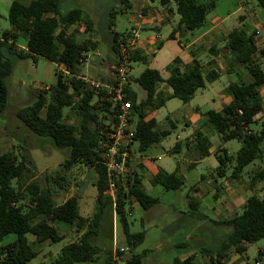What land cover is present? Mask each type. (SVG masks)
I'll return each instance as SVG.
<instances>
[{"label":"trees","instance_id":"1","mask_svg":"<svg viewBox=\"0 0 264 264\" xmlns=\"http://www.w3.org/2000/svg\"><path fill=\"white\" fill-rule=\"evenodd\" d=\"M167 6L174 2L179 15L178 26L188 31L200 28L207 14L215 9L216 0H160ZM62 0H32L29 4L13 1L8 18L11 28L6 29L0 36V115L7 108L10 90L6 78L12 74L16 59L28 57H44L58 65L65 66V72L59 71L54 86L42 89L35 95L33 101L17 111V116L36 135L49 137L58 148H68L69 155L61 164L66 172L76 167L95 169L98 178L97 210L92 216L85 217L80 213L79 199L76 196L57 202L55 196L59 190H68L71 179H67L60 171L52 176L53 182L60 189L51 186L43 187L36 179H26L33 163L29 154L13 151L0 152V242L3 238L15 233L13 242L0 247V264H29L40 252L30 242L28 235L36 237L38 242L50 240L57 242L64 235L55 226L62 221L75 226L80 235L76 240L64 245L58 256L50 264H76L83 261H95L104 251L96 243L100 226L107 214L115 209V214L123 225L129 248H134L143 242L145 232L133 233L129 230L126 206L128 201L136 199L142 207L150 209L159 199L143 188L142 177L136 174L128 191L118 182L116 207H113L112 196L106 194L108 189V174L102 163V151L99 141L105 126L115 122L114 112L110 111V103L100 105L97 93L85 87L78 77L80 65L87 52L94 48L90 37L79 39V29L69 31L72 25L85 22V32L91 30L88 21H83V10L80 7L63 12ZM120 12L130 6L128 0H120ZM264 7V0H257ZM119 12L116 7L111 10L108 28L114 25V16ZM126 33L112 31V49L119 51V44ZM256 31L248 33L243 28L233 29L227 37L225 49L231 55V67L243 66L250 81H233L227 87L232 95V101L222 110H208L206 121L211 124L225 143L232 139L241 142L240 149L235 155L229 154L224 147L219 149L217 171L220 176L226 175L227 163L231 161L234 167L233 178H240L244 169L251 163L258 162V167L250 173L252 193L246 198L242 212L232 219L219 224L230 227L229 232L215 249L206 248L204 253L212 261L220 262L228 251L234 248L238 253H244V241L255 242L264 238V125L253 130L251 124L263 110L260 89L264 87V46L259 47L255 41ZM27 35L25 48L18 46L22 36ZM84 54V55H83ZM131 61H146L147 56L139 49L130 50ZM176 58L166 69L168 77L164 78L157 69L146 67L132 83L138 84L145 90L146 96L139 98L138 92L129 85L126 88L127 98L132 100L134 116L138 115L135 125L136 140L139 150L144 151L169 135L170 130L160 129L158 121L152 117L147 119L149 112L165 105L171 98H179L187 103L193 99L197 90L205 88L207 82L219 78L216 71L204 75L201 64L194 59L183 70L177 65ZM166 82L172 89L166 94L160 89L161 83ZM65 108L76 113V121L69 123ZM202 156L208 154L210 141L201 131L195 135ZM180 148L178 142L173 152ZM65 172V173H66ZM151 182L160 184L166 189L181 188L185 181L178 171L167 172L160 170ZM262 184L261 189L258 186ZM263 191V194L260 192ZM192 207L198 204L194 198L190 200ZM119 255L123 252L117 250ZM115 252L106 250L105 259L99 264H115ZM115 254V255H114ZM258 260V259H257ZM127 264H141V258L135 255L128 259ZM174 264H199L196 255H191L183 261L176 259Z\"/></svg>","mask_w":264,"mask_h":264},{"label":"rangeland","instance_id":"2","mask_svg":"<svg viewBox=\"0 0 264 264\" xmlns=\"http://www.w3.org/2000/svg\"><path fill=\"white\" fill-rule=\"evenodd\" d=\"M11 1L12 0H0V34L3 30L11 28V23L8 18ZM99 1L100 0H62L61 9L63 12L80 7L84 11V18L90 17L97 20L96 24L94 26L92 25V30L90 32H85V25L80 23L77 24L76 27L79 29V33H77L79 39L90 37L93 31L99 32L100 29L101 34L105 29H108L106 23L111 18L110 13L114 6H117L116 9H119V12L114 16V25L112 26L111 33L112 31L127 33L128 31L132 32V29L136 28L137 20L135 14L138 9L136 6L127 8V13H121L120 5L113 3V0L112 2L111 0H102L106 8V14L102 18H98L95 15V6ZM147 2L151 6H158L159 8L164 7L160 0H147ZM248 2L249 3L242 6L239 0H216L217 6L213 11H210V13L217 15L220 20H225L227 24L233 28L239 24V16L241 14H246V9L255 8L257 13L261 11L262 8L258 5L257 0H248ZM171 5L174 7L175 22L177 23L179 21V15L176 11V4L172 2ZM247 21L250 22L249 20ZM208 25H210V23L206 22L201 28L193 30L191 32L192 34H189L190 40L193 39L194 35L208 27ZM81 26H83L82 29L80 28ZM74 27H70L69 30H73ZM242 28L246 31L253 30L250 24L242 26ZM168 29L167 26H164L162 30L165 42L170 40L167 42L168 44L165 50H163L164 52L162 50L158 51L159 56L154 63L132 61V69L130 72L132 77H138L146 67H155L161 71L163 77H166L168 73L166 72L165 64H167L169 56H172L176 51L183 54V49L180 47L179 41L167 39ZM259 31L261 36L260 42L264 43L263 26L260 27ZM140 32L143 38L148 34L145 30H140ZM98 40V48L90 49L86 53L87 56H89V61L87 63L86 58L83 60V63L79 67L81 74H93L97 76L99 73L97 62L100 57L97 56V53L99 52L102 54V57H105L104 52L109 49V43H107V37L103 35L101 36V40ZM25 42L24 38L21 37L19 44H25ZM182 43L187 44L189 41L182 39ZM220 53L224 55V59L221 60L223 64L221 70L226 72L225 65L229 61L227 58L229 53L225 47L220 49ZM59 71L65 72V66L58 65L41 56L35 59L32 57L16 59L12 74L6 78L10 90L9 102L5 111L0 115V152L13 151L18 156L22 153L29 154L33 163L30 164L32 171L26 175V179L36 178L43 187L49 185L58 190L60 189L59 184L54 183L52 179V176L56 175L58 171L64 174L67 179H71L72 185L84 174L87 168L76 167L68 172L64 171L61 164L68 157L69 149L58 148L49 137H41L33 133L17 116V111L19 108L30 104L35 98V95L42 89L54 86L57 82V74ZM101 79L108 81V79L102 77ZM233 81H250V76L248 72L243 69V66L234 65L231 67V74H222L219 78L214 80V82H207L206 87L197 90L194 98L188 103L183 102L179 98L167 100L165 105L157 109L154 116L158 121V127L160 129L170 130V133L162 141L141 151L143 156L153 158L162 169L168 172L176 170L178 162L184 159L186 153V155L192 153L191 149H193L195 145V142H189V147L191 149L185 150V153H175L171 151L178 136L181 137L184 136L183 134H186L183 123L184 119L191 111L199 110L205 116L206 112L210 109L219 110L222 103L220 95ZM133 88L138 92L140 99L144 97L145 92L138 84L133 83ZM161 88L166 94L172 91L171 87L166 82L161 84ZM263 110L259 123L254 122L250 125L253 130H258L262 127L264 123ZM64 112L68 115L67 121L69 123L76 121V112L74 110L65 108ZM138 118V115L135 114L134 125H136ZM171 122L176 125V128L172 127ZM207 124L209 123L207 122ZM210 127L212 126L210 125ZM203 131L205 132L204 129ZM215 133L217 132H214V134ZM207 135H209L215 147H226L230 155H235L241 147V142L238 139H232L224 143L221 138H219L218 134L213 135L210 131L207 132ZM133 149L139 150L138 142H135ZM218 165L219 161L216 155H210L200 160L193 168H187L186 170L183 168L178 169V172L184 177L185 181L184 185L178 189H166L162 185H155L149 179L144 178L142 181L143 188L149 194L157 197L159 202L150 209H145L139 203L131 208L130 205L136 202L132 199L129 200L125 208L130 232L137 233L144 231L145 238L143 242L134 248H129L122 223L118 220L116 214L113 223L112 215H110L107 219L103 220L100 226V233L96 238V243L104 250L100 258L95 261H83L76 264H99L106 257V250L114 251L116 249L123 252V254L119 255L118 252H115V264H127L128 259L135 255L141 258V264H174L177 258L192 251H196L195 255L199 264H205L206 262H211V264H245L244 262L247 260V257L241 256L240 253H237L236 256L235 252H231V249L228 251V258H223L220 262L212 261L211 258L204 253L206 248L215 249L218 247L220 241L230 230V227L217 223L219 218L222 221L231 216L230 205L229 210H222L221 216L219 217L217 211H215L212 206V203L215 202L214 196L211 194L206 197L204 196L205 193H207L206 189H211V186L216 184V182L221 183L223 181L222 183L226 185L224 184L225 186H221L219 190L220 194L225 197L226 203H231V193L228 194L225 191L226 187H235L236 189L239 184L249 182L250 173L258 167V162L249 164L244 169L243 176L240 179L231 177L234 167V163H231V161L226 165L227 169L225 176L219 175L216 169ZM91 170L92 175H94L96 173L95 169L92 168ZM202 176H204V178ZM207 177H209V181ZM197 184L206 186L205 190L199 192L202 195L201 199H203V197L205 198L203 200L192 191V187ZM261 186L262 184H260L258 188L261 189ZM249 189H251V187ZM67 191L63 189L59 190L58 194L55 196L57 202H62L67 198ZM97 193L98 190L96 185L93 181L88 179L84 197L87 203H90V210H94L93 212L97 210V201L94 208L92 204L93 200L97 197ZM192 195L200 200L197 209L189 205V196ZM238 212H242V208H239ZM56 224L59 227V232L63 233L64 237L51 244L47 242L42 243L41 248H43V252L29 264H50L51 260L58 256L64 245L76 239L78 234L76 230L73 229L72 225L62 221H57ZM28 238L32 240L34 236L29 234ZM15 239V233L6 235L0 242V247L13 242ZM261 248H264V238L249 244L247 255L250 262L255 261ZM233 256H236L237 260L231 262Z\"/></svg>","mask_w":264,"mask_h":264},{"label":"crops","instance_id":"3","mask_svg":"<svg viewBox=\"0 0 264 264\" xmlns=\"http://www.w3.org/2000/svg\"><path fill=\"white\" fill-rule=\"evenodd\" d=\"M13 1H15V0H12L11 4ZM17 1H20L24 4H29L32 0H17ZM128 1L130 3V6L127 8H133L134 6H136L138 8L137 13L135 14V18L137 20L136 28H133V29L138 30L139 37H138L135 45H133V50L139 49L140 51H142V54L147 56V62L154 63L159 56L158 51L165 50V48L168 44L167 42L170 41V40H168L165 42V39L163 38L162 30H163L164 26H167L169 28L167 39H171V40L175 39V40L179 41L180 47H182V49H183V54H180L179 52L176 51L172 56H169L167 64H165V69L169 64L173 63L176 58H178L180 60V62L177 63V65L179 67H181L183 70H186V66L188 64H190L194 59H197L201 64V70H202L204 75H207V73H209L210 71H216L220 76L222 74H226V73L231 74V63H230L231 62V55L229 54L227 57L229 59V61L225 65V68H226L225 69L226 72H225L224 70H221V68H223V66H222L223 64H222L221 60L224 59V55L222 53H220V49L225 47L228 34L233 29L242 28V26H246L247 24H250L251 27H253L252 31L247 30L248 33H251L253 31L257 32V34L255 35L256 44L259 47L264 46V43L260 42L261 36H260V31H259L261 26H263V28H264V7H261L262 9L258 13L256 12L255 8L246 9L245 10L246 14H241L239 16V24L237 26H234L233 28H231L225 20H220V19H218L217 15L209 12L206 16L205 23L209 22L210 25H208V27L204 28L203 31H201L200 33L194 35L193 39L190 40L191 38H190L189 34L192 31H188L184 27L178 26V22L177 23L175 22L176 20H175L174 7L171 4L164 6L162 8H159L158 6L149 5L147 0H128ZM152 1H154V0H152ZM111 2H112V0H111ZM113 3H116V5H120L121 2H120V0H113ZM239 3L242 6H244V4H247L249 2H248V0H239ZM114 7H117V6H114ZM127 8L121 13H127V11H128ZM105 14H106V8L104 6L103 1L100 0L97 3V5L95 6V15L98 18H102ZM93 20H94V18L92 19L90 17L84 18V20H83V21L89 22L91 30H92V25L94 26L96 24V21H97L96 19L94 21ZM247 20H249L250 22H248ZM80 24L85 25V28H86L85 22H80ZM106 25L108 28V22L106 23ZM80 28L82 29L83 26H81ZM140 30H145L146 33H148L146 35V37H144V38L141 37ZM100 32H101L100 29H99V32L93 31L92 32L93 34H91L92 37L90 36L91 40L94 43L93 49L98 48V41H99L98 39L101 40L102 35L107 37V43H109L108 44L109 49L104 52L105 57H102L101 53H99V52L97 53V56L100 57V59L97 62L98 66H99V73L97 74V76L100 78L102 77L104 79L111 80L112 79V65L116 61L117 53L115 51H113V49H112V43H111L112 33H111V30L108 28V29H105L101 34H100ZM127 33H129V31ZM0 36H1V34H0ZM22 38H24V40L27 41V35L22 36ZM182 39H186V41H189V43L183 44ZM25 45H26V42H25V44H18V46L21 48H25ZM218 50H219V52H218ZM86 58H87V61H89V56H86ZM150 68L157 69L155 67H150ZM243 69L246 70L244 67H243ZM166 72L168 73L166 75V77H168L169 72L167 71V69H166ZM246 72H247V70H246ZM166 77H164V78H166ZM131 78H133V77L131 76ZM212 82H214V81H212ZM212 82H209V83H212ZM160 89L162 91H164L161 88V85H160ZM142 90L145 92V90L143 88H142ZM170 93H167V94H170ZM145 96H146V93H144V97ZM220 97L222 99V103H221L219 110H222L224 106H226L227 104H229L232 101V95L227 92V87L225 88L224 92L220 95ZM260 98H261V102H262L263 107H264V87H262L260 89ZM219 110H217V111H219ZM156 111L157 110L149 112L147 115V119L152 118V117L156 118L154 116V113ZM261 113H262V111H261ZM261 113H259L255 117V121L257 123H259V120L262 116ZM204 117H205L204 114L201 111L197 110V111H191L190 114L184 119L183 123L185 126L184 128L186 129L185 130L186 134H183L184 136H181V137L178 136V139L175 141V144L171 148V151L173 152V148L178 142L180 143V148H178V151L175 153H183V152L185 153L186 152L185 150H187V149L190 150L191 148L189 147V144H190L189 142H192V143L195 142V145H194L193 149H191L192 153H189L190 155L189 154L186 155L187 154L186 153L184 159L178 162V166H177L176 170H174V171H178V169H180V168L181 169L183 168L184 170H186L187 168H193L196 166V164L200 160H202V159H204L210 155H216V157H217L219 149L222 147H215L212 140L210 139L209 135H207V132L211 131L213 133V135L218 134L219 138H221V136L211 124L210 125L212 127H210V125L207 124V121ZM133 123H134V116H133ZM171 124H172L173 128H176V125L174 123L171 122ZM263 125H264V123H263ZM203 129L205 130V132L203 131ZM197 131H201L202 134L204 136H207L209 138V141H210V147L208 149V154L205 156L201 155L200 149L197 145L198 142H197V139L195 137ZM214 132H217V133L214 134ZM166 137H164V138H166ZM164 138H162L160 141H162ZM224 148H226V147H224ZM217 150H218V152H217ZM135 154H136V162H137V166L135 167L136 174H138V175H140V177H142V181L144 178H147L151 181L152 177H154L162 169L161 166L158 163H156V161H154L153 158L144 157L140 150H138V151L135 150ZM217 167H216V169H217ZM91 169L92 168H89V169L87 168L86 171L84 172V174L80 178H78L70 186V188L67 191V198L72 197V196L78 197L80 213H81V215H83L85 217L92 216L95 213V212H93L94 210L93 211L90 210V203L89 202L87 203V200L84 197V192H85L86 186L88 184V179L93 181L95 184V182L98 178L97 173L92 175ZM162 170H165V169H162ZM242 176H243V174L241 175L240 178H242ZM202 177L204 178V176H202ZM240 178H238V179H240ZM207 180L209 181V177H207ZM222 182L221 183L216 182V184H214L212 186L210 185L211 189L210 188L206 189V186H204L203 184L202 185L197 184V185H194L192 187V191L194 193H196L200 197V199H201L202 195L199 192L202 190H205V189H206L207 193H205L204 197H206L210 194L212 196H214L215 202L212 203V206H213V209L215 211H217L219 217L221 216L222 210H224V211L226 209L229 210V205H230L231 206V216L222 220V221H224V220L232 219L236 214L239 213L238 209L243 207V205L246 201V198L252 193V189H249L250 188V181L244 182L243 184H239L236 189H235V187H232V188L226 187L225 191L228 194L231 193V203L228 204V203H226L225 197L222 194H220V191H219L221 189V186L226 185L225 183H222ZM209 183H208V185H209ZM242 194H243V196H242ZM260 194H263V191H261ZM204 197H203V199H205ZM67 198H65L62 202H64ZM189 198H190L189 199V205L190 206H191L190 200L192 198H194L198 201V204H196L195 207L191 206L192 208L197 209V207L199 206L200 200L198 198H196L194 195L189 196ZM203 199H201V200H203ZM134 200L136 202H134L130 205L131 208H133L137 203H139L136 199H134ZM96 201H97V198H95L92 202L93 208L96 206ZM59 203H61V202H59ZM153 207H151V208H153ZM110 215H112V220L114 223V221H115V209H112L111 211H109L105 218L107 219V217H109ZM219 222H221L220 218H219V221L217 223H219ZM55 226H57L56 223H55ZM72 227L74 230H76V233L78 234L77 237H78L80 235V232L77 231L75 226H72ZM61 234H63V233H61ZM77 237H76V239H77ZM72 241H74V240H72ZM29 242L34 247L36 246L35 248L37 250H39L40 254L43 252V248H41L42 243H44V242H47L50 244L52 243L50 240L38 242L35 236L32 240H29ZM251 243H253V242L245 240L244 245L246 246L247 249L244 253H242V254L240 253L241 256L247 257V260H245V262H244L245 264H247V263L251 264L252 263L248 259V255H247L248 246ZM115 251L116 250H114V252ZM232 251L235 252V254L237 256L238 252L234 248H231V252ZM195 252L194 251L189 252V253L184 254L183 256H181L180 258H177V259H179L180 261H183L186 258H188L189 256L195 255L196 254ZM236 256H233L231 258V262L237 260ZM115 258H116V256H115ZM226 258H228L227 255L225 256V259ZM257 259H258V261H260L261 264H264V248H261L259 250L258 256L256 257L255 260H257ZM196 260H197V257H196Z\"/></svg>","mask_w":264,"mask_h":264},{"label":"built area","instance_id":"4","mask_svg":"<svg viewBox=\"0 0 264 264\" xmlns=\"http://www.w3.org/2000/svg\"><path fill=\"white\" fill-rule=\"evenodd\" d=\"M76 25L72 26L77 28ZM138 37L139 33L135 29L126 33L123 37L119 44L116 61L112 65L111 80H103L93 74L78 76L85 87L97 93L100 105L109 102L110 111L114 112V124L110 127H104L99 141L102 151V163L108 174V189L105 192L112 196L114 208L116 207L115 199L118 182L120 181V184L128 191V185L132 184L136 176L135 167L137 162L135 150L133 149L135 142H137L133 123L134 107L132 100L127 98L126 88L133 85L130 75L132 69L130 50H133V45H135ZM205 264H211V262ZM251 264L261 263L255 260Z\"/></svg>","mask_w":264,"mask_h":264}]
</instances>
